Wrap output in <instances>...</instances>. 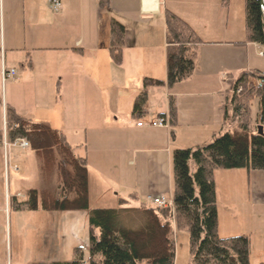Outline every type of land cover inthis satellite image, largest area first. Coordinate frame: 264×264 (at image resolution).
Segmentation results:
<instances>
[{"label":"crops","instance_id":"obj_1","mask_svg":"<svg viewBox=\"0 0 264 264\" xmlns=\"http://www.w3.org/2000/svg\"><path fill=\"white\" fill-rule=\"evenodd\" d=\"M99 1L59 0L60 7L54 11L51 0H0V81L5 91V117L6 111L13 110L21 118L65 134L75 155L86 162L89 210L115 209L122 200H127L130 207L145 204L156 208L154 199L172 201L171 155L176 144L188 146L177 147L180 150L200 148L236 129L229 107L233 83L243 73L264 76V63L253 58L254 54L262 57L264 46H237L245 38L239 34L235 37L229 16L225 27L217 29L221 25L220 0L205 2H212L218 9L216 17L198 8L197 1L203 0H109L105 9L99 7ZM167 11L187 23L202 42L192 77L171 90L166 84ZM112 20L124 27L122 64L118 67L109 56ZM204 23L216 34L212 39H202L199 25ZM4 70H14L16 76L4 80ZM145 79L164 86L145 89L147 102L138 120L132 110L136 98L144 92ZM7 85L22 92L20 104L10 96L7 99ZM203 98H210V102H203ZM170 99L177 110L174 128L169 118ZM158 118L166 119L168 127L149 125ZM139 122L142 127L137 126ZM0 133V145L6 154L13 142L8 137L6 119ZM70 135H83L85 144H71ZM29 156L22 159V168L27 174L33 172L32 157L40 186L27 190L25 202L31 190L58 188L56 175L57 185L51 188V178L41 179L32 151ZM125 170L134 182L126 190L130 192L126 198L117 188ZM12 171L18 173L19 169L13 166ZM143 176L145 190L140 192L136 181L141 182ZM214 183L219 237H247L250 254H259L258 264H264L260 261L264 258V171L218 170ZM19 197L16 193L14 200ZM139 198L149 204L137 203ZM16 209L28 210L25 206ZM38 211L53 213L40 208L33 212ZM170 223L176 229L174 219ZM4 256L0 254V259L5 258L7 264ZM176 257L175 253L174 264H178ZM10 264H22L18 247L10 249Z\"/></svg>","mask_w":264,"mask_h":264},{"label":"trees","instance_id":"obj_2","mask_svg":"<svg viewBox=\"0 0 264 264\" xmlns=\"http://www.w3.org/2000/svg\"><path fill=\"white\" fill-rule=\"evenodd\" d=\"M108 3L109 0H100L99 7L105 9ZM244 11L246 40L236 45L264 46V18L259 1L244 0ZM165 24L166 84L171 88L192 77L202 42L187 23L168 11ZM110 38L109 56L118 67L122 64L124 27L115 20L111 21ZM252 78L263 82L257 91L248 88ZM152 86L162 87L164 83L143 81L144 92L138 95L132 110L134 119L139 120L144 115L145 89ZM241 89V94L237 95ZM254 97L259 99L261 108L257 126L249 121L248 104ZM229 107L237 123L233 132L200 148L172 152L173 209L145 204L130 207L127 200H122L115 209L89 210L86 162L75 155L65 134L8 110L5 119L9 140H26L38 161L41 179L48 180L55 174L58 182L57 191H29L23 207L30 211L40 208L45 212L88 211V264H174L172 219L176 230H186L189 235L191 264H250L247 237L220 238L218 235L214 172L264 171V134L257 133L264 120V76L241 74L233 83ZM169 118L174 128L177 110L173 99L169 100ZM170 136L172 140L175 137L173 132ZM190 162L196 167L193 175H190ZM55 264H84V261L78 249L71 262Z\"/></svg>","mask_w":264,"mask_h":264},{"label":"rangeland","instance_id":"obj_3","mask_svg":"<svg viewBox=\"0 0 264 264\" xmlns=\"http://www.w3.org/2000/svg\"><path fill=\"white\" fill-rule=\"evenodd\" d=\"M205 2L206 0H203V2L197 1L198 8H202L201 10L204 14H212V17H216L218 9L216 11V7L212 2ZM218 6H220L218 23L221 25L217 28V23L216 28L222 30L225 27V18L229 16L231 20L229 26L233 30L235 37L239 34V37L245 38L246 40L244 0H227L226 2L225 0H220ZM199 27L203 28L202 31L200 30L199 32L203 40L212 39V35H216L209 31L211 27L208 24L204 23L199 25ZM262 57L256 56V54L253 55L254 60L259 63H264V58ZM177 85H179V83L171 87L170 90ZM248 88L257 91L259 89L258 79H250ZM241 92L242 89L237 92V95L239 93L241 94ZM4 94V87L0 81V130H3L5 122ZM6 95L8 100V96H10L17 104H20L22 92L15 87L10 88L7 85ZM207 101L210 102V98H203V102ZM248 107L249 121L252 125H255L257 121L260 122L261 119L259 99L256 97L251 99ZM261 127L264 134V120ZM69 141L71 144H75L76 141L85 142L83 135H78L77 137L70 135ZM108 145L109 144H106V147H108ZM179 146L188 147L186 144L180 143L176 144L174 147L177 149ZM4 153V148L0 145V254L2 256H4V254L6 255L7 264H10L11 247L13 250L15 247H18L22 255V264L69 263L74 259L75 252L78 249L80 253H82L84 264H88V211L44 213L41 211L33 212L26 209L17 210L16 208H22L24 205V197L27 190L40 186L38 167L36 161L31 157L33 172L27 174L22 168V159L30 158L29 155L31 154V150L29 147L28 149H20L12 146L8 149L6 154ZM13 166L18 167V173L12 171ZM189 166L190 175H193L195 164L190 162ZM27 175H31L32 177H27ZM122 178L124 180L122 179V184H119L122 188L120 186L117 188L121 189L126 198L129 197L128 195L130 193L126 192V190L134 182L129 172L126 170ZM136 183L137 185L139 183V191L144 192V176L141 178V182L136 181ZM48 185H50L49 187L51 188H55L57 185L54 175L48 181ZM16 193H19L21 197L17 198L15 201L14 198ZM94 202L95 200L93 198L92 204ZM140 202L149 204L145 198H139L137 203ZM173 234L177 263L190 264L191 257L189 252V235L187 231L174 229ZM260 257L259 254L251 252L249 255L250 264H258ZM260 261H264V258H261ZM5 263V258L3 260L0 259V264ZM11 263H13V260H11Z\"/></svg>","mask_w":264,"mask_h":264},{"label":"built area","instance_id":"obj_4","mask_svg":"<svg viewBox=\"0 0 264 264\" xmlns=\"http://www.w3.org/2000/svg\"><path fill=\"white\" fill-rule=\"evenodd\" d=\"M51 4H52V8L54 11H57L60 7L59 0H51ZM260 55L264 56V53L262 52V53H260ZM15 76H16V72L14 70H10V71L4 70L2 72V77L4 80L7 78H14ZM262 83H263L262 81H260L258 83L259 88L262 87ZM149 125L153 128H163V127H168V122L164 118H158L155 121L150 122ZM137 126L142 127L143 123L139 122V123H137ZM10 146L27 149L29 147V144L24 139H16L10 144ZM152 204L157 208H172L173 207L172 201H170L166 198L154 199L152 201Z\"/></svg>","mask_w":264,"mask_h":264},{"label":"water","instance_id":"obj_5","mask_svg":"<svg viewBox=\"0 0 264 264\" xmlns=\"http://www.w3.org/2000/svg\"><path fill=\"white\" fill-rule=\"evenodd\" d=\"M259 1V5H260V8H261V12H262V15H263V18H264V0H258ZM257 133L259 135H262L263 134V129L261 126H259L257 128Z\"/></svg>","mask_w":264,"mask_h":264}]
</instances>
